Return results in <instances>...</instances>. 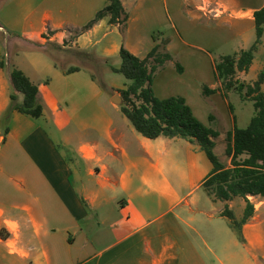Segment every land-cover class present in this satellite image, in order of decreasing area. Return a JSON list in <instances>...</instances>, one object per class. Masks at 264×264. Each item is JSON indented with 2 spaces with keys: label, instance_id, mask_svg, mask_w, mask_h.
Here are the masks:
<instances>
[{
  "label": "crops",
  "instance_id": "0c3cea01",
  "mask_svg": "<svg viewBox=\"0 0 264 264\" xmlns=\"http://www.w3.org/2000/svg\"><path fill=\"white\" fill-rule=\"evenodd\" d=\"M120 2L128 13L124 36L109 16L84 30L108 0H6L0 7V264H264V199L250 198L258 199L254 215L238 234L221 214L228 206L240 220L245 203L207 195L203 184L213 166L197 144L143 137L105 94L127 83H104L102 89L90 69L66 74L69 68L55 61L78 51L95 58L100 71H111L120 66L122 47L144 59L162 29L166 50L177 60L180 46H192L186 36H203L218 47L230 41V29L238 38L251 32L264 0ZM47 45L56 54L45 53ZM179 54L182 73L172 75L178 71L170 61L154 78V95L183 98L217 133L214 154L231 168L225 151L227 134L238 127L233 104L219 92L209 102H194L204 87L201 65L209 64L215 76L216 60ZM256 54L260 64L255 56L236 82L251 85L263 69L264 35ZM12 67L38 87L39 119L14 112L5 124ZM188 74L196 78L188 80ZM209 87L217 90L221 82ZM237 200L244 204L239 214L233 210Z\"/></svg>",
  "mask_w": 264,
  "mask_h": 264
},
{
  "label": "trees",
  "instance_id": "16d2710c",
  "mask_svg": "<svg viewBox=\"0 0 264 264\" xmlns=\"http://www.w3.org/2000/svg\"><path fill=\"white\" fill-rule=\"evenodd\" d=\"M5 1L0 0V7ZM107 16L110 18L109 24L121 26V34L124 36L128 13L120 0H108L107 6L96 14L95 18L84 27V30L92 28L94 24ZM253 18L255 41L252 46L239 54L220 57L215 62L214 75L221 82V88L211 90L204 86L202 89V95L205 97L219 92L225 100L228 99L230 92L235 91L243 94L245 89L246 97L253 103L255 115L248 126L240 129L234 125L233 130L227 134L225 152L231 158V168H226L221 164L214 154L215 144L212 139L217 137V133L197 120L183 98L171 97L161 101L155 98L152 88L154 78L173 60L166 50L165 39L161 37L163 33L157 32L153 35L156 46L144 59L133 56L122 47L119 53V68H111L112 73L122 75L127 80L125 89L118 93L123 100L121 112L133 128L150 140L165 137L183 139L197 144L213 166L210 176L203 184L207 195L214 201L223 203L230 202L235 198H241L244 201L245 208L240 220H237L228 206L224 207L221 214L229 221L231 229L238 234L241 233L242 226L248 223L254 215L255 207L250 198L264 199V93L262 90L264 67L251 85L247 86L235 81L237 73L249 71L255 54L262 46L264 8L256 11ZM57 50V52L69 53V50H64L61 47H57ZM43 51L48 54H56V51L49 45L45 46ZM79 53L83 57L80 58L81 60L87 61L91 66L96 64L97 60L92 56L85 57V53L74 51L75 56ZM0 67L5 68V65L0 63ZM176 69L179 73L183 71L180 64H176ZM77 71L79 68L72 67L65 73L72 74ZM9 76L12 93L9 107L3 116L5 124L9 122L14 112L39 119L42 116L43 108L37 101L38 87L16 67L11 68ZM98 82L102 89H106L103 82ZM5 132H7V128Z\"/></svg>",
  "mask_w": 264,
  "mask_h": 264
},
{
  "label": "rangeland",
  "instance_id": "374dc122",
  "mask_svg": "<svg viewBox=\"0 0 264 264\" xmlns=\"http://www.w3.org/2000/svg\"><path fill=\"white\" fill-rule=\"evenodd\" d=\"M166 31L167 30L162 29V30H160V33L165 34ZM161 37H163V36H161ZM167 39H168V37L165 38V41H167ZM185 39L188 41V43L192 44V46H190V47L180 46L178 48V50L175 51V53H176L175 57H177L176 58L177 60H175L172 57V59H173L172 63L174 65L176 64L177 61L181 65L180 61L182 60L181 59L182 56L179 54V52L180 53H187V52L196 53L197 54L196 56L200 57V58L202 56H211L217 62L220 56H223V55L230 56L231 54L234 53V51H238V49L240 47H243L245 49H249L252 46V44L254 43V40H255V29H253L251 32H245L244 34H241L239 38H238V35H236V33H234L230 29V32H229L230 41L228 43L220 44L218 47H214L213 44L210 43L211 41L207 40L203 36L201 38L200 37H194L192 39L186 36ZM70 55L69 56L67 55L66 57H64V59H59V58L57 59V63L60 65L61 68L66 69V68H70V67H76V68L77 67H84V68L90 69V71L95 76V78L98 81H100V82H103V83H106V84L115 85V86H122L124 83H127V80L122 75L112 73L108 69H105L102 72V71H100V67L98 65H93L92 64V66H91V64L87 63V61H83L81 59H78L75 56H70ZM255 56H256V66H258L260 64V61H261L260 59L261 58H260V55L256 54ZM202 59H203V57H202ZM201 62L202 61L200 60V63ZM118 63H119V60L116 61V62L113 61V62L110 63V66H114V65H116ZM174 65H173V68H174L173 70L175 71L176 68H175ZM201 68H202V70H201L202 74H201V78L200 79H201V81H202V83H203V85L205 87L210 88L209 86L211 85V83L213 84L215 81L217 82V79L214 78L215 76H213L212 69L209 66V64L207 65V63L204 62L201 65ZM173 74L179 76L180 73L177 72V74L176 73H172V75ZM252 77H253V73H251V75L248 76L247 79H249V78L251 79ZM195 78H196V76H192V75H189V74L186 75V79H188V80H190V79L194 80ZM239 82L243 83L245 85H248L245 81L242 82L241 80H239ZM105 94H106L107 97L118 96L121 99V101H120L121 104L123 105V100H122V98H121L119 93L112 92L109 89H107ZM113 97H111L110 100ZM155 98L157 100H160V101L164 100V99L158 98L156 96H155ZM208 99H209V97L203 96L202 92H201V93H199V97H196L194 102H209ZM227 100L233 104V106H234V108L236 110L238 128H240V129L246 128L248 126L249 119L255 115L254 107L250 103L251 101H249V99L246 97V90L244 89L243 94H240V93L235 92V91L230 92L229 97H228ZM241 102H244L246 104V106L240 105ZM221 145H223V143L217 141V148H219ZM215 155L218 158L222 159V154L217 153V150H216V154ZM257 201H258V199L257 200H255V199L251 200V202L254 205L257 204ZM242 206L244 208L243 202L241 200H237L235 202L234 206H233V210L237 214H239V212H241V210H242Z\"/></svg>",
  "mask_w": 264,
  "mask_h": 264
},
{
  "label": "water",
  "instance_id": "95a60500",
  "mask_svg": "<svg viewBox=\"0 0 264 264\" xmlns=\"http://www.w3.org/2000/svg\"><path fill=\"white\" fill-rule=\"evenodd\" d=\"M120 101H121V99L118 96H114L113 99H112V102H114V103H116L118 105H122Z\"/></svg>",
  "mask_w": 264,
  "mask_h": 264
}]
</instances>
